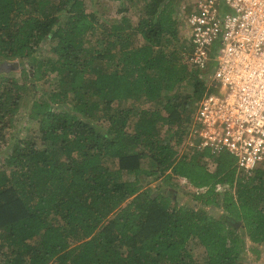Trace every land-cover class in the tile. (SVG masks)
I'll use <instances>...</instances> for the list:
<instances>
[{
  "label": "trees",
  "instance_id": "trees-1",
  "mask_svg": "<svg viewBox=\"0 0 264 264\" xmlns=\"http://www.w3.org/2000/svg\"><path fill=\"white\" fill-rule=\"evenodd\" d=\"M119 1L144 3L137 24L102 27L85 0H0V63L31 65L0 78V264H247L242 232L264 242V163L249 180L227 150L180 151L208 85L183 59L177 3ZM29 77L51 88L11 141ZM178 176L224 213L179 203Z\"/></svg>",
  "mask_w": 264,
  "mask_h": 264
},
{
  "label": "built area",
  "instance_id": "built-area-1",
  "mask_svg": "<svg viewBox=\"0 0 264 264\" xmlns=\"http://www.w3.org/2000/svg\"><path fill=\"white\" fill-rule=\"evenodd\" d=\"M189 7L187 58L208 87L194 102L180 151L227 150L250 180L264 163V0H192Z\"/></svg>",
  "mask_w": 264,
  "mask_h": 264
},
{
  "label": "rangeland",
  "instance_id": "rangeland-1",
  "mask_svg": "<svg viewBox=\"0 0 264 264\" xmlns=\"http://www.w3.org/2000/svg\"><path fill=\"white\" fill-rule=\"evenodd\" d=\"M88 9L90 11H95L97 15L99 16V22L102 24V27H105V25H109L113 19H118L121 17L122 14L126 13L130 15L131 20L133 24H137L140 18V13H142V9L144 10V3L141 2L138 4L137 9H133L130 11L122 12L119 9L123 5V1H109V0H85ZM173 2L177 3V7L179 9V19H178V26H179V35H180V46L182 49H184L183 59L188 62L187 54H188V48L190 45V26L187 22V14L188 5L190 1L192 0H172ZM50 46L49 43H46L44 46V50H47ZM186 47V48H185ZM41 49L40 51H42ZM18 62L19 65L17 67L10 68L9 70H6L10 63ZM5 63V64H4ZM3 64L0 63V78L3 76H14L17 77V79L22 82L24 80V73L23 70L26 68L31 69V65H24L20 64L19 59H10L7 62H4ZM189 64V62H188ZM202 76L203 74L200 73ZM53 76V75H52ZM27 90L25 92V95L22 98V105L20 107L18 116L16 117V126L13 127L10 131V135L12 136L8 138V140L13 141L15 139L16 135H22L25 133H31L35 130L37 127L35 121H29L27 122L25 119V112L27 104L30 102V100L33 97H38L42 91L48 90L51 88V85L49 82H46L45 79L41 80H32L30 77L27 78ZM192 80L184 81L181 85V90L184 93H191L194 89V85L192 83ZM223 92V91H222ZM194 102H191L190 107L194 106ZM130 103L129 101H123V105H128ZM130 105V104H129ZM139 105H144L145 107L152 106L151 102L143 100V102L138 103L136 106L139 107ZM26 125V127H25ZM6 139V141H8ZM0 144L3 146L1 139ZM4 147V146H3ZM144 165L146 167H151L152 164L146 159L144 160ZM176 182V186L172 189L174 198L178 200L181 204H188L193 205L197 207H204L206 208L210 213L221 216L224 212L223 210L216 205H203L200 203L197 199L194 197L195 191H202L203 188H196L194 187L186 178L178 176L174 179ZM158 184L165 185L163 183V179L156 180L152 182V185L155 187ZM240 225V224H238ZM242 229V228H241ZM242 235L245 237V249H244V259L247 264H264V242L262 243H255L253 244L247 237L245 236L244 232H242ZM253 245L255 249L253 248ZM189 247L194 249V251L199 252L201 250V247L198 246L196 240H191L189 242Z\"/></svg>",
  "mask_w": 264,
  "mask_h": 264
},
{
  "label": "water",
  "instance_id": "water-1",
  "mask_svg": "<svg viewBox=\"0 0 264 264\" xmlns=\"http://www.w3.org/2000/svg\"><path fill=\"white\" fill-rule=\"evenodd\" d=\"M7 62V61H6ZM3 64V63H2ZM5 64V63H4ZM19 65L18 62H12L9 64L8 68L6 70H9L10 68H13V67H17ZM237 224H240V222L238 221Z\"/></svg>",
  "mask_w": 264,
  "mask_h": 264
}]
</instances>
